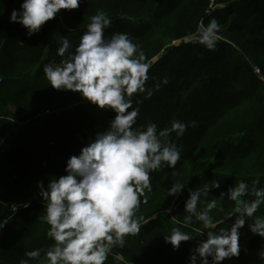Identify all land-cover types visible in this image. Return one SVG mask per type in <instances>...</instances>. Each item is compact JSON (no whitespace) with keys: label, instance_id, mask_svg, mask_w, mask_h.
<instances>
[{"label":"trees","instance_id":"16d2710c","mask_svg":"<svg viewBox=\"0 0 264 264\" xmlns=\"http://www.w3.org/2000/svg\"><path fill=\"white\" fill-rule=\"evenodd\" d=\"M215 1L211 11L212 0H81L78 9L61 10L29 37L22 25L10 22L24 0H0V142L6 139L0 152V264H19L27 251L53 243L48 225L38 219L44 214L38 185L66 175L69 157L79 155L116 115L79 93L54 90L43 74L45 64L63 59L57 54L61 37L74 51L98 10L112 20L105 37L127 33L150 65L147 87L160 84L150 98L134 96L133 107L140 109L135 127L156 123L158 131L166 130L173 120L189 125L181 137H161L180 149L181 159L175 169L150 174L152 191L136 213L140 232L127 236L123 247H112L105 264H189L192 249L207 239L201 222L183 224L189 190L219 181V188L201 197L217 199L223 211L213 209L211 215L218 222L235 207L226 196L229 187L241 180L251 186L257 178V187H264V0ZM213 18L221 26L215 51L184 39ZM175 184L185 187L169 196ZM29 202L11 214L9 205ZM255 215H264V205ZM234 219L218 226L230 227ZM250 222L241 232L249 239L239 242L240 255L231 264H262L264 238L251 233ZM173 228L193 236L175 251L165 242ZM33 264H46V258Z\"/></svg>","mask_w":264,"mask_h":264},{"label":"clouds","instance_id":"9594fccd","mask_svg":"<svg viewBox=\"0 0 264 264\" xmlns=\"http://www.w3.org/2000/svg\"><path fill=\"white\" fill-rule=\"evenodd\" d=\"M81 0H24L21 10L13 9L10 22L27 30L29 37L38 34L41 27L56 17L61 10L78 9ZM112 24L103 11L90 17L86 31L80 36L74 51L67 37H61L57 54L59 63L52 61L43 66L49 85L58 91H71L101 110L115 112L109 127L98 133L79 155L69 157L66 175L51 178L47 187L39 184V194L44 201V214L38 219L48 225L47 237L53 242L47 249L27 251L19 264H33L46 258V264H105L114 246L123 247L125 238L140 232V219L136 213L141 203H147L146 192L152 191L150 174L161 169H175L181 159L180 149L161 137L175 133L183 136L188 124L179 120L171 128L159 130L156 123L135 127L139 107H133L136 95L158 91L160 84L147 87L150 65L138 45L127 33H113L105 37ZM219 22L213 18L207 25L201 21L197 33L184 39L196 42L209 51H215L221 39ZM165 79L163 84H167ZM141 101L137 100V104ZM196 122H192L195 126ZM259 178L251 186L241 180L227 189V199L235 202L233 212L214 222L211 215L218 208L217 199L202 200L210 189L220 187L219 181L211 188L189 190L185 201L183 224L189 226L193 219L207 230L206 241L192 249L189 264H221L225 259L240 255V232L246 221L252 234L264 238V215H255L264 205V187H257ZM185 185L169 188V196L180 194ZM225 193H221L223 199ZM246 197H252L247 199ZM198 205L202 206L198 210ZM18 205H12L14 212ZM22 207H30L24 203ZM235 218L230 227H219L228 218ZM205 231L201 233L204 234ZM193 236L179 228L165 235V242L178 250L181 242ZM264 264V246L258 253Z\"/></svg>","mask_w":264,"mask_h":264},{"label":"built area","instance_id":"2783aa9c","mask_svg":"<svg viewBox=\"0 0 264 264\" xmlns=\"http://www.w3.org/2000/svg\"><path fill=\"white\" fill-rule=\"evenodd\" d=\"M218 7V4H217V2L215 1V0H212V3H211V5H210V10L211 11H214L216 8ZM208 11V13H211V11ZM174 44H176V43H173V45ZM1 80H2V76H1V74H0V82H1ZM48 114H51V112H47V115ZM6 142V139H2L1 140V142H0V152L3 150V145H4V143ZM38 201L39 202H42V203H44V201H43V199H42V197L40 196V194H39V196H38ZM15 205H17V204H15ZM22 205L23 204H20V205H18L19 207H18V209H20V208H24V207H22ZM9 209H10V212H11V214L13 213H16V212H14L13 210H12V205H9ZM167 214L168 215H171L172 214V210H168L167 211ZM11 217V216H10ZM221 264H231V261L229 260V259H225L224 261H222L221 262Z\"/></svg>","mask_w":264,"mask_h":264},{"label":"rangeland","instance_id":"374dc122","mask_svg":"<svg viewBox=\"0 0 264 264\" xmlns=\"http://www.w3.org/2000/svg\"><path fill=\"white\" fill-rule=\"evenodd\" d=\"M243 231V228H241L240 230H239V232H240V235H241V237L239 238V242L240 243H247V241H248V239H249V236H248V234L244 237H242V234H241V232Z\"/></svg>","mask_w":264,"mask_h":264}]
</instances>
